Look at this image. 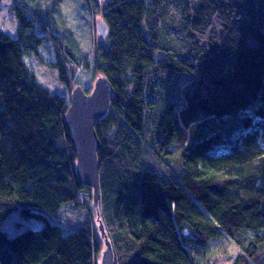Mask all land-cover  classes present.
<instances>
[{
	"label": "trees",
	"instance_id": "1",
	"mask_svg": "<svg viewBox=\"0 0 264 264\" xmlns=\"http://www.w3.org/2000/svg\"><path fill=\"white\" fill-rule=\"evenodd\" d=\"M11 1L15 32L0 29V224L15 212L41 226L0 227V264H97L67 94L42 85L25 56L52 39L66 85L79 59L59 41L57 0ZM83 2L108 27L91 67L113 86L95 128L115 264H197L216 244L236 251L226 264H264V0ZM70 203L86 210L80 223L65 219Z\"/></svg>",
	"mask_w": 264,
	"mask_h": 264
},
{
	"label": "rangeland",
	"instance_id": "2",
	"mask_svg": "<svg viewBox=\"0 0 264 264\" xmlns=\"http://www.w3.org/2000/svg\"><path fill=\"white\" fill-rule=\"evenodd\" d=\"M24 2H34L39 5L41 4L42 6L51 5V0H24ZM11 3V0H0V29L8 34H13L15 32L16 25L15 17L10 10ZM101 3L102 2L99 4ZM55 8L54 14L58 15L59 27L67 29V31H62L63 33L67 34L65 37L60 33L59 41L60 43H63V38L64 40L65 38L68 39V47L71 46L74 49L73 52L76 53L74 55L77 57V59H79L78 61H75H77L80 65H75V68L76 70L79 68L78 70L80 71L74 73L73 79H71V83L69 85H66L60 80L58 69L53 64V62H51L54 60V51H52L53 49L51 48L53 46L52 39L50 41L46 40L44 41L43 45H40V52L38 56L32 53L31 55H26L25 60L28 66L34 71L37 80L42 85H44L51 92L67 94L69 103V94L72 87L75 85H80L88 92L91 91L93 83L98 74L97 72H94L91 67L93 45L94 42L97 44L98 42H102L104 39L99 38L95 32L94 24L96 18L99 17V11H94L93 15L91 10L86 7L83 0H57ZM67 44L65 42L66 46ZM91 194L92 190L88 187L87 190H84V192L80 194V198L81 200H84V198H88V196H91ZM66 206L67 205L64 204V207ZM68 207L71 208H69V210L66 212L64 211L65 219L72 218L76 223H80L82 220H84L86 210H84L81 206L73 205L72 203L68 204L66 208ZM87 213L88 216L92 218L93 225L102 241V247L97 258V264H99L101 259V251L105 246L103 244V239L100 237V229L98 228V221L96 219V210L92 205ZM40 226V221L33 218H19L15 212L10 213L0 224V227L10 235H14L25 228H39ZM220 248H224L226 252L223 253V250ZM220 248L218 244H216L212 254L208 255L207 253H204V259H201L202 256H199V262L197 264H226V255L231 258L232 255L236 253L234 247L231 245H228L227 247L222 246Z\"/></svg>",
	"mask_w": 264,
	"mask_h": 264
},
{
	"label": "water",
	"instance_id": "3",
	"mask_svg": "<svg viewBox=\"0 0 264 264\" xmlns=\"http://www.w3.org/2000/svg\"><path fill=\"white\" fill-rule=\"evenodd\" d=\"M96 35L105 39L108 27L102 17L95 21ZM113 95V86L106 75L98 73L90 92L80 85L72 87L69 103L63 114V125L75 155V177L84 186L91 188L92 206L96 210V219L103 239L99 264H115L116 256L105 231L99 212V167L97 156L100 140L96 132V123L108 112Z\"/></svg>",
	"mask_w": 264,
	"mask_h": 264
}]
</instances>
